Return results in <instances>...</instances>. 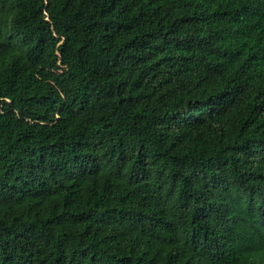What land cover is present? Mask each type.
<instances>
[{"label":"trees","instance_id":"16d2710c","mask_svg":"<svg viewBox=\"0 0 264 264\" xmlns=\"http://www.w3.org/2000/svg\"><path fill=\"white\" fill-rule=\"evenodd\" d=\"M0 264H264V0H0Z\"/></svg>","mask_w":264,"mask_h":264}]
</instances>
